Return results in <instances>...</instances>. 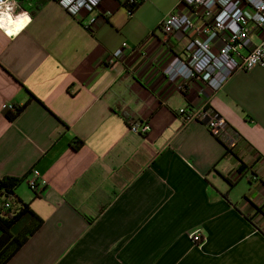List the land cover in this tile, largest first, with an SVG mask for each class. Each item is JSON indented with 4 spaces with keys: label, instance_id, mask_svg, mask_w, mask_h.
Wrapping results in <instances>:
<instances>
[{
    "label": "crops",
    "instance_id": "1",
    "mask_svg": "<svg viewBox=\"0 0 264 264\" xmlns=\"http://www.w3.org/2000/svg\"><path fill=\"white\" fill-rule=\"evenodd\" d=\"M128 1L102 0L90 23L56 0H18L28 18L0 26V178H22L30 208L11 233L39 224L5 264H264V68L218 91L173 82L163 69L190 36L160 24L185 6ZM204 107L238 137L231 152L205 118L178 115Z\"/></svg>",
    "mask_w": 264,
    "mask_h": 264
},
{
    "label": "built area",
    "instance_id": "2",
    "mask_svg": "<svg viewBox=\"0 0 264 264\" xmlns=\"http://www.w3.org/2000/svg\"><path fill=\"white\" fill-rule=\"evenodd\" d=\"M102 0H56L70 15L80 12L90 14V23L96 21V9ZM139 0H129L130 5ZM185 6V11L168 14L160 27L165 35L182 32L190 36L183 57H174L163 69L169 80L183 81L199 78L206 81L213 90H220L229 78L237 71H248L254 67L264 68V0H178ZM132 9L128 15L133 14ZM27 17L18 0H0V18L5 21L7 16ZM2 27V26H1ZM257 36V42L253 40ZM127 42L115 50L109 63L119 59ZM7 108L16 111L12 103ZM178 115L184 124L205 118L207 128L212 135L219 138L227 148L234 150L238 137L230 129L226 120L218 114L207 113L206 108L190 110L180 108ZM130 130L146 134L149 124L132 122ZM29 186L36 189L33 180ZM194 242L201 239L199 234L192 236Z\"/></svg>",
    "mask_w": 264,
    "mask_h": 264
},
{
    "label": "trees",
    "instance_id": "3",
    "mask_svg": "<svg viewBox=\"0 0 264 264\" xmlns=\"http://www.w3.org/2000/svg\"><path fill=\"white\" fill-rule=\"evenodd\" d=\"M138 3L132 4V6H137ZM21 110L22 107H16L15 112L6 108L5 114L9 119H14ZM75 144L76 148H79L82 141L79 140ZM226 149L227 152L232 151L227 147ZM245 167V164L242 163L239 166V172L245 173ZM21 181L22 178L16 177L0 178V264H5L23 245L31 232L39 226V224H36L32 229H26L16 235L11 233L14 225L26 213L30 212L29 205L15 193V189Z\"/></svg>",
    "mask_w": 264,
    "mask_h": 264
},
{
    "label": "bare ground",
    "instance_id": "4",
    "mask_svg": "<svg viewBox=\"0 0 264 264\" xmlns=\"http://www.w3.org/2000/svg\"><path fill=\"white\" fill-rule=\"evenodd\" d=\"M21 17H12V15L9 14V16H7L5 18V21L0 18V26H2L4 29H6L7 32H11L12 30V27L14 26L15 23H17V21H19V23L17 24H20V19ZM11 20L12 22L11 23H8V20Z\"/></svg>",
    "mask_w": 264,
    "mask_h": 264
},
{
    "label": "clouds",
    "instance_id": "5",
    "mask_svg": "<svg viewBox=\"0 0 264 264\" xmlns=\"http://www.w3.org/2000/svg\"><path fill=\"white\" fill-rule=\"evenodd\" d=\"M11 22H12V21L9 19V20H8V23H11ZM17 23H19V21H17Z\"/></svg>",
    "mask_w": 264,
    "mask_h": 264
},
{
    "label": "snow or ice",
    "instance_id": "6",
    "mask_svg": "<svg viewBox=\"0 0 264 264\" xmlns=\"http://www.w3.org/2000/svg\"><path fill=\"white\" fill-rule=\"evenodd\" d=\"M11 34V33H10Z\"/></svg>",
    "mask_w": 264,
    "mask_h": 264
}]
</instances>
